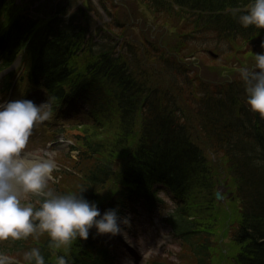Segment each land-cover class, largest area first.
<instances>
[{
  "label": "trees",
  "instance_id": "1",
  "mask_svg": "<svg viewBox=\"0 0 264 264\" xmlns=\"http://www.w3.org/2000/svg\"><path fill=\"white\" fill-rule=\"evenodd\" d=\"M251 2L146 0L158 14L176 12L177 19L194 27L193 35L208 33L219 51L236 39L264 47V28L245 27L239 13H233L246 11ZM74 5L75 0H0V69L21 54L25 89L43 86L54 98L53 109L81 95L100 122L80 120L66 128L65 135L80 149L78 184L52 188L58 193L85 188L81 194L94 202L105 192L99 206L119 211L116 204L124 196L162 201L156 184H163L173 193L163 221L189 251L186 264H264V117L246 105L242 79L213 87L199 82L198 96L187 98L188 111L171 94L181 92L180 82L173 78L165 86L153 81L137 50L130 48L132 54L120 58L123 51L108 29L91 30L96 23L86 14L92 4ZM113 22L109 28L119 24L116 17ZM155 46L151 41L145 57L163 65L164 73L174 70L172 77H184L187 69ZM106 126L118 132L117 138L106 139ZM223 179L233 194L219 203L214 193ZM33 236L27 249L39 247L46 264H55L57 254L72 256V264H111L95 227L67 253L56 249L47 233Z\"/></svg>",
  "mask_w": 264,
  "mask_h": 264
},
{
  "label": "clouds",
  "instance_id": "2",
  "mask_svg": "<svg viewBox=\"0 0 264 264\" xmlns=\"http://www.w3.org/2000/svg\"><path fill=\"white\" fill-rule=\"evenodd\" d=\"M240 23L247 27L264 28V0H252L246 11L238 8ZM252 68H239L245 84V101L248 108L264 117V51L254 53ZM37 104L22 98L0 102V240L21 239L32 234L47 233L56 249L67 253L77 239H86L90 229L98 234L121 232V217L116 208L103 213L97 203L78 192L58 193L48 182L54 179L58 165L55 153L48 151L33 154L26 150L33 128L50 118L52 100ZM28 194L41 199L39 206L24 202ZM30 264H46L39 247L24 253ZM14 258L0 252V264H13ZM55 264H72L68 254H57Z\"/></svg>",
  "mask_w": 264,
  "mask_h": 264
},
{
  "label": "rangeland",
  "instance_id": "3",
  "mask_svg": "<svg viewBox=\"0 0 264 264\" xmlns=\"http://www.w3.org/2000/svg\"><path fill=\"white\" fill-rule=\"evenodd\" d=\"M85 0H75V5L73 8H77L79 5L84 4ZM92 4L93 9H89V14L92 20H94L95 26L91 30L96 33L98 29L104 30L107 28L110 33L118 36L120 33L125 35L121 38L123 44L126 42L130 43L131 49L134 51L139 49V53H142L145 58V62L149 64L150 70L157 71L158 66H154V59L145 57V53L150 52L148 48V42L153 41L154 45H157L161 51H165L175 58L178 63L184 65L187 69L186 77H180V75L172 78H164L160 74H155L161 81L162 84H170L172 79L175 78L178 82L181 83V92L174 93V96L177 100L186 101L185 108L190 111L191 106L190 102L187 101V98H195L198 96L196 92L197 85L199 82H205L213 87L214 84L218 82L231 81L233 79H241V74L239 68L247 66L252 68L255 65V56L254 53H259L264 51V47H252L247 44V41L236 39L230 42L228 46H224L223 51L211 45L212 40L209 38L208 33H201L196 37L188 40L187 36L189 34H195L196 31L192 25L184 23L183 18H178V14L173 12L172 14L164 11H153L150 6L146 3V0H87ZM31 5V4H30ZM106 7H104V6ZM107 10L110 14H107L104 9ZM175 7V6H174ZM176 10V9H175ZM158 14V15H157ZM155 15L160 19V22L155 21ZM113 17H116L119 21V24L115 26L108 24L113 22ZM106 21L107 24H103ZM198 42H205L207 45L206 48H209L212 54L216 56L211 57L206 52L205 43L201 46ZM221 49L223 46H220ZM152 66V67H151ZM190 78L189 81H185V78ZM22 85V84H21ZM17 88H20L17 87ZM177 89V88H176ZM179 91V89H177ZM42 91H39L37 95L41 96ZM17 99L19 95L16 94ZM9 97L7 94L4 96L0 95L1 102L8 101ZM55 127H50V125H42L37 123L33 128L32 135L29 138V143L27 145L28 151H31L33 154H43L45 152L51 151L55 153V159L58 161V166L60 163L69 166L68 162L74 161V153L72 158H65L64 152L68 151L67 145L61 140H66L62 135L59 134ZM62 128V126H58ZM108 128L106 139L112 141L117 138V133L112 134V126L105 127L103 131H106ZM100 130L98 129V132ZM100 134V133H99ZM129 137L133 141L135 139L134 134H130ZM53 142V143H52ZM51 143V144H50ZM79 170H76L74 174L66 177L63 181L59 179L58 184L60 188L70 189L75 187L78 184ZM56 172L54 170L53 176L55 177ZM61 175H63L61 173ZM52 180L48 182V185L51 186ZM55 182V181H54ZM120 183V182H119ZM110 184L108 183L107 189ZM226 191L223 189L222 193ZM164 194V192H162ZM36 194H28L25 197V200L33 198ZM107 197V194L101 195L100 199L104 201ZM154 213L153 218L150 217V214ZM162 211L160 209L154 208L152 212L143 206L140 213L136 214L135 218L144 220V223L141 227V234H139V239L137 241L130 240L126 232L121 231L123 234V239L127 244L130 251L125 250L123 247L118 248L123 258L121 264H145L146 259L153 264L162 263V261L167 262V264H185L187 260L188 250L186 248L182 249V254L176 255V251L180 250V244L178 241L169 242L168 239L163 238L161 234L164 233L163 229L158 231L160 214ZM168 236V235H166ZM34 236H29L27 240L31 241V238ZM36 238V237H35ZM33 238V239H35ZM36 239H41L38 237ZM150 239L151 242L147 243ZM5 244L3 240H0L1 245ZM27 244H31L27 242ZM145 246V247H144ZM21 248V247H20ZM138 249V252H136ZM147 249V250H146ZM25 248H21L19 252H24ZM184 254V255H183ZM24 253L21 255H16L14 261H25ZM22 258V259H21ZM189 258V257H188ZM220 257L218 256V259ZM216 261L217 259L214 258ZM213 260V261H214ZM147 264V263H146ZM212 264H215L214 262Z\"/></svg>",
  "mask_w": 264,
  "mask_h": 264
},
{
  "label": "water",
  "instance_id": "4",
  "mask_svg": "<svg viewBox=\"0 0 264 264\" xmlns=\"http://www.w3.org/2000/svg\"><path fill=\"white\" fill-rule=\"evenodd\" d=\"M217 197H220V196L218 195V193H217Z\"/></svg>",
  "mask_w": 264,
  "mask_h": 264
}]
</instances>
